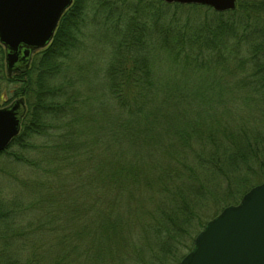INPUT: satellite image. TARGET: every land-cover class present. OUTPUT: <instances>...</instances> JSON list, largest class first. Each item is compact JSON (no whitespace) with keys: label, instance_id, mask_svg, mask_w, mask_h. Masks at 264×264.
I'll return each mask as SVG.
<instances>
[{"label":"trees","instance_id":"trees-1","mask_svg":"<svg viewBox=\"0 0 264 264\" xmlns=\"http://www.w3.org/2000/svg\"><path fill=\"white\" fill-rule=\"evenodd\" d=\"M13 70L0 264H177L264 178V0H71Z\"/></svg>","mask_w":264,"mask_h":264},{"label":"water","instance_id":"water-1","mask_svg":"<svg viewBox=\"0 0 264 264\" xmlns=\"http://www.w3.org/2000/svg\"><path fill=\"white\" fill-rule=\"evenodd\" d=\"M70 1L0 0V43L7 72L24 66L30 50L50 39L59 14ZM164 1L201 3L215 10L235 6V0ZM23 109L21 97L0 106V150L17 133ZM177 264H264V179L209 217Z\"/></svg>","mask_w":264,"mask_h":264},{"label":"rangeland","instance_id":"rangeland-1","mask_svg":"<svg viewBox=\"0 0 264 264\" xmlns=\"http://www.w3.org/2000/svg\"><path fill=\"white\" fill-rule=\"evenodd\" d=\"M236 1L237 0H235V5H236ZM233 8H229V9H233ZM2 69H3V72H2L3 80L0 81V106L8 104L11 100H13L16 97H21L24 100L23 94L22 95L19 94V89H18L19 85H20L19 81H16L15 79H12L10 81L6 80L7 77L13 76V74H16L17 72L13 69H11L10 72H7L5 65H4V62H3V68ZM3 191H5V190H3Z\"/></svg>","mask_w":264,"mask_h":264}]
</instances>
